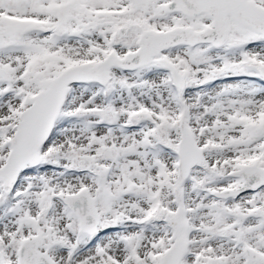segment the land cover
I'll return each mask as SVG.
<instances>
[{
	"label": "snow or ice",
	"instance_id": "6c2138e0",
	"mask_svg": "<svg viewBox=\"0 0 264 264\" xmlns=\"http://www.w3.org/2000/svg\"><path fill=\"white\" fill-rule=\"evenodd\" d=\"M0 264H264V0H0Z\"/></svg>",
	"mask_w": 264,
	"mask_h": 264
}]
</instances>
